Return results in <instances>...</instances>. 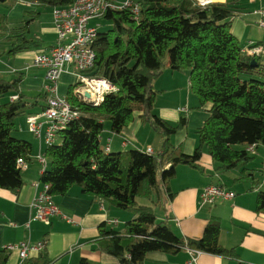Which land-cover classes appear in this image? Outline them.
I'll return each mask as SVG.
<instances>
[{
    "label": "trees",
    "instance_id": "trees-1",
    "mask_svg": "<svg viewBox=\"0 0 264 264\" xmlns=\"http://www.w3.org/2000/svg\"><path fill=\"white\" fill-rule=\"evenodd\" d=\"M32 1L40 7L65 8L74 0ZM214 1L198 8L193 0H140L137 19L127 11L105 13L102 18L110 26L98 30L93 44L96 60L86 73L107 79L116 91L94 107L79 102L70 87L66 97L81 115L45 150L50 167L40 182L49 185L52 197L65 196L77 186L84 195L132 213L121 232L106 230L105 224L99 230V250L119 264H141L148 253H172L186 246L213 255H235L218 243V219L208 220L201 238L184 240L175 235L168 220L158 221L153 207L138 202L161 206L164 197H172L169 184L176 167H199L204 152L216 171L227 173L253 160L249 147H264V62L261 56L242 53L230 32V20L240 13V0ZM27 25L16 28L22 45L15 50L37 45L25 38ZM165 68L188 72L190 92L200 106L211 105L207 119L195 131L191 155L171 140L185 127L186 118L182 115L171 124L153 113L156 94L151 86ZM13 95L17 100L10 101ZM24 103L18 81L0 79V189L20 187L17 160L29 162L32 154L28 141L13 136ZM138 112L140 121L160 136V152L104 153L100 138L105 123L113 134H120ZM241 174L256 185L250 174L244 170ZM255 211L264 213V191L257 194ZM44 250L21 264H51ZM6 261L5 251H0V264Z\"/></svg>",
    "mask_w": 264,
    "mask_h": 264
},
{
    "label": "crops",
    "instance_id": "crops-1",
    "mask_svg": "<svg viewBox=\"0 0 264 264\" xmlns=\"http://www.w3.org/2000/svg\"><path fill=\"white\" fill-rule=\"evenodd\" d=\"M20 1H17L19 4L14 9L13 19L9 16L0 17L2 41L0 79L8 82L18 81V91L25 102V112L22 116L26 117L40 113L46 100L43 89L46 84L45 70L33 67L31 57L35 52H47L56 46L57 36L52 22V8L44 14L40 12L39 5H29L32 0ZM214 2H225V0ZM263 6L264 0L239 1L240 13L230 20V32L242 49L250 44L264 43V30L258 26L259 10ZM24 22H28L25 38L33 39L37 45L15 50L16 46L22 45L16 28L22 27ZM261 60L264 62V55L261 56ZM165 63L167 66L169 60L166 59ZM185 72L183 73L188 79L189 74ZM183 73L171 72L165 68L151 86L156 98L158 94L163 95L164 83L178 85ZM163 78L166 82H161ZM73 79L77 80V77L71 69L63 72L59 78V84L63 88L68 85L65 96L70 87L77 84V82L72 83ZM187 82L190 91L189 79ZM156 98L153 107L155 115L171 124L178 122L183 115L186 118L184 128L192 127L196 130L202 127L211 107L208 103L201 111H193L190 110L189 103H179L174 107L176 101H171L157 109ZM191 99L189 96L186 100L191 101ZM183 107L187 109L185 113L179 111ZM140 114L135 113L133 121L123 128L120 134H113L110 126L105 124L100 138L102 147L106 145L107 138H110L109 153L126 152L129 147L130 150L140 152H146L148 149L154 154L160 152V136L150 126L140 121ZM21 133L14 126L13 136L30 143L25 135L21 136ZM154 133L158 136L157 149L152 147ZM172 141L174 146H180L186 155H191L196 146V138L189 139L184 132L176 135ZM30 144L32 154L30 161L26 162L27 166L20 169L22 181L20 187L15 190L0 189V251H5V246L20 241L30 244L46 241L44 254L52 261L51 264H119L117 259L99 250L101 242L99 230L102 224H105L106 230L113 228L121 232L123 229L114 228L108 224V221L116 220L118 225V220L114 216L123 212L106 202L82 194L79 187L73 186L65 196L52 197L62 217H53L45 222L32 219L31 203L37 192L34 185L40 182L41 166L36 162L38 142L34 139ZM249 155L260 156L258 166L254 164L256 160L253 158L251 166H249L250 162L227 173L216 171V166L211 163L206 152L197 168L177 166L175 176L169 184L172 197H164L163 205L158 206L162 210L160 218L158 217L159 221L168 220L175 235L184 240L201 238L208 220L218 219L220 222L218 243L224 249H233L235 255H213L186 246L172 253H148L141 264H190L188 249L197 252L191 264H264V213L255 211L257 194L259 191H264V170H262L264 147L254 148ZM49 167L47 166L46 170H49ZM243 170L246 175H251L253 182H257L256 185L249 177L246 178L241 174ZM210 184L225 187L234 193V197L228 201L218 200L213 206L201 205L200 194L203 188ZM132 217L125 216V222ZM176 220L178 225L175 224ZM39 254L40 252L32 253L28 259L37 258ZM5 255L7 256L5 264H21L16 251H5Z\"/></svg>",
    "mask_w": 264,
    "mask_h": 264
},
{
    "label": "built area",
    "instance_id": "built-area-1",
    "mask_svg": "<svg viewBox=\"0 0 264 264\" xmlns=\"http://www.w3.org/2000/svg\"><path fill=\"white\" fill-rule=\"evenodd\" d=\"M21 2L20 0H17ZM140 0H74L65 8H52V22L57 36V45L47 52H35L31 57V65L45 70L44 94L45 106L40 113L25 117L28 132L38 142L39 150L36 162L41 166L42 176L49 162L45 155V149L53 146L58 133L64 130L70 123L77 120L81 113L77 106L73 105L66 96H60L57 90V82L61 74L69 69L77 77V84L72 90V95L79 101L91 106H99L104 97L116 91L115 86L107 79L90 77L86 72L91 70L96 60L93 49L94 41L98 34V27L90 26L92 20L102 18L109 11H127L137 19L140 14ZM212 0H193L198 8L205 7ZM29 5L37 6V2ZM260 19L258 26L264 30V6L259 10ZM248 56L264 55L263 44H250L241 50ZM17 100V95L10 97V101ZM185 113V107L179 109ZM111 139L107 138L103 148L104 153L110 152ZM254 147H249L252 152ZM152 154L151 150L146 151ZM17 166L22 169L27 166L23 159L17 160ZM37 192L31 203L32 219L45 222L53 217H62L61 212L54 204L49 185L38 182L34 185ZM234 197V193L218 184H210L203 188L200 194V204L213 206L218 200L228 201ZM111 226H116L117 221H108ZM178 225V221H175ZM45 247V242L30 244L20 241L16 244L5 246L7 252L16 251L21 262L28 259L32 253H39ZM191 264L197 252L188 249Z\"/></svg>",
    "mask_w": 264,
    "mask_h": 264
},
{
    "label": "rangeland",
    "instance_id": "rangeland-1",
    "mask_svg": "<svg viewBox=\"0 0 264 264\" xmlns=\"http://www.w3.org/2000/svg\"><path fill=\"white\" fill-rule=\"evenodd\" d=\"M209 3H211V1ZM18 4L19 3L17 2V0H6L5 2H1L0 3V17L9 16L10 19H13L14 14H15L14 9L17 8L16 6ZM39 8H40V12L44 13V14H46L47 11L51 9L50 7H47V6L39 7ZM92 21L89 23V25L94 26V27L97 26L99 31H105L107 29V27L110 26V23L108 21H106L105 19H103V18L95 19V20H92ZM1 45H2V41L0 39V50H1ZM183 72H185V71H183ZM183 72H180V74H182ZM185 74H187V73L185 72ZM180 79L181 80H180L178 85H174V84H171V83H164L163 84V87H164L165 91H164L163 95L162 94L161 95L158 94V96L156 98L157 109H159L160 107H163L165 103H169L171 101H176V104H175L174 107H176L179 103H181V104L189 103L190 110H193V111H201V109L204 106L206 108L208 103L204 104L203 106H200V103H199L198 99L188 90V86H187L188 85V82H187L188 79H187V76H185L184 73H183V76L180 77ZM76 82H77L76 79L72 80L73 84L76 83ZM161 82H166V80L163 78V79H161ZM75 86L73 87V89L75 88ZM67 87H68V85L65 88H63L59 84V80H58V82H57V90L59 88L58 94L60 96H65L66 95ZM189 96L192 98L191 101L190 100L189 101L186 100V99H188ZM157 101H158V103H157ZM105 124L109 125L108 123H105ZM146 125L149 126V124H146ZM15 127H16V130L22 132L21 133L22 137H24V135H25L26 139L29 140L30 143L34 142L33 136L27 132L28 130H27V126H26V123H25V117L24 116H19L15 120ZM195 130L196 129H194L192 127L181 129V130L176 132L171 137V140H173L175 138V136L180 134L181 132H184V135L189 137V139L190 138H194V140H195V138H196ZM15 135H17V133H15ZM152 140H153V142H152L153 146L152 147L154 149H157V147H158L157 145L158 144H156V143H158V136L155 133H154V136L152 137ZM260 147L263 148L262 146H260ZM130 149H131L130 147L127 148V150H130ZM259 157L260 156H255V155L253 157L256 160V161H254V164L256 166L259 165V162H258V159H260ZM253 160H252V162H253ZM252 162H251V164H249V166L252 165ZM242 166H246V165H241L240 168ZM138 202H139V204H145V205H149V206L153 207L154 210H155V216L157 217V219L159 221L160 215L162 214V210L159 209L158 206H154L151 202H146V201H143V200H139ZM161 204L163 205V202H161ZM119 211L123 212L126 215H123V213H121V214L119 213L120 215L116 214L114 216L115 219L118 220V225L114 226V228H116L118 230H122L123 229V225H124V223L126 221L125 220V216H128L130 218V217H132V213H130L129 211L121 210V209Z\"/></svg>",
    "mask_w": 264,
    "mask_h": 264
},
{
    "label": "water",
    "instance_id": "water-1",
    "mask_svg": "<svg viewBox=\"0 0 264 264\" xmlns=\"http://www.w3.org/2000/svg\"><path fill=\"white\" fill-rule=\"evenodd\" d=\"M1 2L4 1V0H0ZM254 63V62H253Z\"/></svg>",
    "mask_w": 264,
    "mask_h": 264
}]
</instances>
